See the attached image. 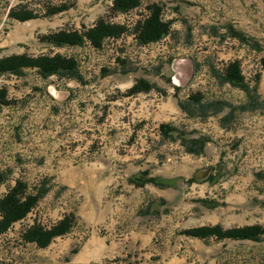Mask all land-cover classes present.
Listing matches in <instances>:
<instances>
[{"label":"rangeland","instance_id":"1","mask_svg":"<svg viewBox=\"0 0 264 264\" xmlns=\"http://www.w3.org/2000/svg\"><path fill=\"white\" fill-rule=\"evenodd\" d=\"M113 1L0 0V59L59 54L75 58L81 76L44 77L35 69L0 75V173L6 177L0 199L17 180L31 193L44 192L28 216L0 236V264H264V236L182 234L203 226L264 228V0H140V7L118 14L111 12ZM151 4L162 7L171 32L143 45L134 28ZM24 11L35 18L15 16ZM100 18L128 32L101 49L44 40L61 30L85 31ZM234 61L245 89L223 78ZM139 80L154 88L126 96ZM160 99L183 104L193 119L214 117L238 127L244 136L218 137L191 155L182 141L201 129L184 116L141 120ZM167 124L177 132L165 136L159 128ZM128 153L145 159L127 160ZM149 154L161 170L172 162L167 157H178L181 170L171 178L146 177L165 186H139L133 180L140 173L157 169L146 161ZM160 188L169 201L159 199ZM65 216H72V228L47 248L23 242L31 225L48 228Z\"/></svg>","mask_w":264,"mask_h":264},{"label":"trees","instance_id":"2","mask_svg":"<svg viewBox=\"0 0 264 264\" xmlns=\"http://www.w3.org/2000/svg\"><path fill=\"white\" fill-rule=\"evenodd\" d=\"M141 6L140 0H114L111 12L114 14L126 13ZM64 10V9H62ZM62 10H57L59 12ZM147 14L142 20L135 24V36L140 44H149L160 41L171 32V23L162 19L163 9L158 4L148 5ZM51 11V14L55 13ZM15 16L22 21H27L35 18L32 12H20ZM128 32L126 25L118 24L100 18L94 26L85 31H67L61 30L51 33L44 37L46 42H50L58 46H82L88 42L93 48L101 49L103 44L108 39H119ZM244 40L241 34L237 36ZM262 70L264 71V56L260 60ZM25 69H35L44 77L51 75H61L69 79L81 80L78 71V62L73 57H66L59 54L54 56H38L29 57L26 55H13L0 59V75L1 74H21ZM223 78L234 85L244 88V77L241 71V64L239 61H234L226 66ZM154 86L144 80H139L132 88H130L126 96H132L140 92H147L153 89ZM4 93V92H3ZM4 94L0 96L3 98ZM199 102L198 99H191ZM190 100V101H191ZM220 105V104H219ZM182 109H186L183 104H180ZM216 106V105H215ZM243 109V107H241ZM160 131L168 136L171 132L176 131L174 127L167 125H160ZM186 143V149L189 153L199 154L202 152L207 138L198 137L182 141ZM149 175L148 171L140 173L139 178L133 181L137 182L139 186L147 183L154 184L158 187L165 186L158 179L146 177ZM6 177L0 173V186L4 183ZM44 192L31 193L28 191V186L22 180H17L15 185L0 199V236L5 234L14 224L25 219L28 214L37 206L39 200ZM72 216H65L51 227H43L39 224H33L28 227L22 234L24 243L33 244L38 248H47L55 238L66 235L73 226ZM182 234L197 238L201 240H208L211 238L217 240H255L258 241L264 236V228L260 226H245L240 228H232L223 230L220 226H203L199 228H192L185 230Z\"/></svg>","mask_w":264,"mask_h":264},{"label":"crops","instance_id":"3","mask_svg":"<svg viewBox=\"0 0 264 264\" xmlns=\"http://www.w3.org/2000/svg\"><path fill=\"white\" fill-rule=\"evenodd\" d=\"M138 95V94H137ZM114 103V102H112ZM111 103V104H112ZM156 110H148L146 111V113H143L142 115H139L141 117V120L148 118L149 116H152V114H155L157 116H159L161 118V116H165V114H174L176 115V117H174L173 119L176 121L178 120H183V116H184V121L188 122V123H192L196 128H200L201 131L198 133L197 136H192L191 138H198V137H205L207 138V144H212V142L217 139L218 137H222L225 138L226 141H231L234 139H238L241 138L242 136H244V130H240V128L238 127H228L223 125V123L221 122V124H219V122H217L218 120H216L214 117H207L206 119H193L191 118L185 111V113H183V109L180 106H175L170 100H167L166 103L165 102H161L160 99V103L155 107ZM112 109V108H111ZM110 109V110H111ZM234 125V124H233ZM173 126L176 127V125L174 124ZM212 127V128H211ZM164 138V137H163ZM191 154V153H189ZM194 155V154H191ZM127 160H138L140 159H145V154H134V153H128L125 157ZM168 162L171 163H165L163 164V168L161 170V163L157 158H154L153 155H148V158L146 161H149L151 163H155L157 169H149V176H163L164 178H171L174 175H177V172L179 173V171L181 170V168L176 169V165H178L179 162L175 163L174 160H178V157H172V158H168ZM133 163H129V165H133ZM145 166V165H144ZM149 165H147L146 167H148ZM179 166V165H178ZM150 167V166H149ZM145 168V167H144ZM144 168H138V170H142L144 171ZM193 168V169H191ZM190 175L192 172H196L197 171V165L194 164L193 167H189L188 169ZM162 172V174H161ZM151 173V174H150ZM161 178V177H160ZM148 186V184L146 185ZM159 188V187H158ZM160 193L158 194L159 199L163 198L164 200H170V198L168 197L167 194H161V188L159 189ZM165 192V191H164ZM139 194L135 193L134 196H138ZM141 199L137 200L136 203L134 204L136 206L137 209H139V207L141 206ZM159 208L161 209V200L159 202ZM143 206V205H142ZM153 206V205H152ZM151 206V207H152ZM167 207V205H165ZM150 210V209H148ZM148 215V212L146 213ZM145 214V215H146ZM159 217V223L161 224V211L158 212ZM165 219V217L163 218V220ZM152 234H154V232H152ZM175 234V233H173ZM148 235V234H147ZM149 237V236H148ZM83 262V261H82Z\"/></svg>","mask_w":264,"mask_h":264}]
</instances>
